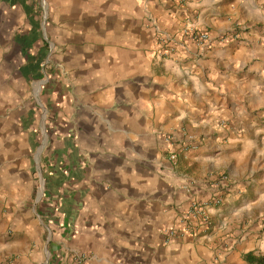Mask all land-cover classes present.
<instances>
[{
	"label": "crops",
	"instance_id": "crops-1",
	"mask_svg": "<svg viewBox=\"0 0 264 264\" xmlns=\"http://www.w3.org/2000/svg\"><path fill=\"white\" fill-rule=\"evenodd\" d=\"M258 8V0H0V233L15 230L0 234V259L15 251L17 264H46L63 249L87 251L82 264L264 257V194L238 202L247 189L234 185L243 167L264 160L247 137L264 116V31L232 35L236 24L255 25ZM152 19L176 36L169 56ZM192 26L210 32L209 47L184 40ZM172 134L186 147L170 144ZM214 195L223 201L208 229L183 220Z\"/></svg>",
	"mask_w": 264,
	"mask_h": 264
},
{
	"label": "rangeland",
	"instance_id": "rangeland-1",
	"mask_svg": "<svg viewBox=\"0 0 264 264\" xmlns=\"http://www.w3.org/2000/svg\"><path fill=\"white\" fill-rule=\"evenodd\" d=\"M42 1H45V0H42ZM258 4H259V8L257 12V22L255 23V25L247 26L246 24H242V23L236 24L235 29H233L234 32L236 31L240 35V32H247L248 30L264 31V0H258ZM39 10L41 11V9ZM153 21L154 20L152 19L151 22L153 23V27H155L156 24H154ZM45 70L47 71L46 72L47 75L48 74L52 75V77H56L60 75L59 68L55 69V67H45ZM49 116H50L49 119H53V117L55 118L57 117L56 115L54 116L51 114H49ZM49 119L47 120L48 125H49L47 129V134L51 136L56 133V129L54 130L53 126L50 127V123L54 120L50 121ZM251 132H252V135L250 133H247V137L251 141V144L258 145V147L260 148V151L264 153V116H262L259 119V121L256 122L254 129ZM48 163L49 161L47 160L43 162L42 179H44L45 177L44 170L48 168ZM234 179H236L234 185L239 184L241 187L239 189L240 191L241 189L242 191L247 189V193L243 194L244 197H242L243 195L240 194V198L238 202H240L243 198L252 199L254 191H258L260 189L262 190L261 192L264 194V160H263V163L261 162L258 165V169H256L255 171H251V170L249 171L248 169H246V166L243 167L242 172L239 175H237V177H235ZM245 182L250 183L247 185H249V187L252 189V192H250L251 194H248L249 189L246 186ZM47 183H48V180H47ZM39 187H40V182L36 185L34 189V193L32 195L33 197L27 201L28 203H33L34 197L37 196V192L38 194H40ZM47 191L48 189H45L44 193L46 194ZM44 193L42 196L45 195ZM260 217L262 219L264 218V210L261 212ZM0 234H4L5 236H8V237H13V234H15V230L12 227L4 228V230H2ZM18 256L19 255L15 254V251H12L10 255H5L2 259H0V264H17V262L19 263V261H17ZM89 258H90V255L87 251H82V250H71V251L69 250L68 251L67 249H63V250H59L58 256L56 255L54 258L49 259L46 264H82V263L87 262Z\"/></svg>",
	"mask_w": 264,
	"mask_h": 264
},
{
	"label": "built area",
	"instance_id": "built-area-1",
	"mask_svg": "<svg viewBox=\"0 0 264 264\" xmlns=\"http://www.w3.org/2000/svg\"><path fill=\"white\" fill-rule=\"evenodd\" d=\"M154 22V21H153ZM156 24V22H154ZM155 32L158 35V39L160 41V44L162 45V48L164 49V56H169V54L173 53L176 49V45L178 43L176 36L172 35L171 33L163 32L161 29H159L155 25ZM183 37L184 40L187 42H192L198 47H209L212 42V36L210 32L206 29L192 26L189 28L184 29L183 31ZM234 37H237L239 34L235 33L232 34ZM176 136L175 134L169 135L166 137V140L172 144L177 143L180 145L179 148H185L184 145L180 144V142H176ZM179 151L174 149L169 154V159L173 162H176L178 159ZM223 201V195H214L209 200H206L204 202H197L195 201L189 209L184 213L183 220L189 224V222L195 221V223H199L200 227H204L205 229H208L211 226V209L214 206H218ZM186 225V224H185ZM197 228V224H196ZM186 229V227H184ZM188 229V228H187ZM185 231V230H184ZM176 231L170 230L169 235H174Z\"/></svg>",
	"mask_w": 264,
	"mask_h": 264
},
{
	"label": "trees",
	"instance_id": "trees-1",
	"mask_svg": "<svg viewBox=\"0 0 264 264\" xmlns=\"http://www.w3.org/2000/svg\"><path fill=\"white\" fill-rule=\"evenodd\" d=\"M246 260L250 264H264V257H256L252 254L246 255Z\"/></svg>",
	"mask_w": 264,
	"mask_h": 264
}]
</instances>
